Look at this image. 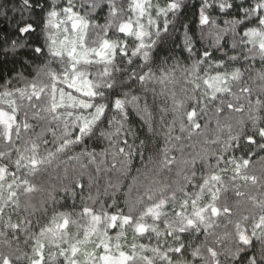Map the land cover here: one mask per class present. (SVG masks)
<instances>
[{"label":"clouds","instance_id":"obj_1","mask_svg":"<svg viewBox=\"0 0 264 264\" xmlns=\"http://www.w3.org/2000/svg\"><path fill=\"white\" fill-rule=\"evenodd\" d=\"M53 2L60 11L66 0H29L27 9L24 0H0V79L5 84L19 75L30 79L39 64L62 66L48 51L47 33L54 30L44 27ZM109 2L72 0V6L90 24L103 26ZM175 2V10L158 13L169 0H152V24L145 18L152 32L150 59L129 64L117 58L120 71L109 81L112 87L97 90L89 100L92 109L75 110L91 118L95 106H103L90 132L81 136L71 120L65 132L34 116L26 104L21 107L20 122L27 112L30 128H21L11 143L0 139V167L7 169L0 178V264L5 257L10 264H29L40 244L45 264H63L57 245L66 247L93 229L101 235L109 223L105 214L131 215L145 225L141 234L128 226L121 243L143 245L151 264H264V51L253 50L264 43V34L247 47L242 39L245 27L264 33L256 19L264 8L251 11L264 0H224L225 11L209 9L205 25L198 17L201 0ZM114 3L126 10V0ZM240 8L246 14L238 16ZM21 18L34 29L23 37L24 46L13 50L12 41L21 39L16 33ZM210 33H218L219 42ZM118 34L114 24L109 35L116 39ZM99 35V29L90 30L89 43ZM205 49L211 55L201 56ZM233 69H239V79L211 99L215 85L210 89L205 79L211 82L218 70ZM149 72L141 82L139 76ZM133 96L138 100L127 103ZM117 97L126 102L123 112L110 106ZM153 205H159L158 215H147Z\"/></svg>","mask_w":264,"mask_h":264},{"label":"snow or ice","instance_id":"obj_2","mask_svg":"<svg viewBox=\"0 0 264 264\" xmlns=\"http://www.w3.org/2000/svg\"><path fill=\"white\" fill-rule=\"evenodd\" d=\"M25 9L31 5L29 0H24ZM126 10L118 9L115 6L114 0L109 2V18L105 25H93L89 20L78 13L72 6V0H66L65 6L58 11L60 6L56 3L49 5V10L46 13L44 27L54 30L47 33L48 51L54 58H59L62 66L59 70L53 69L51 63H43L36 66L31 78H26L19 75L18 81L5 82L0 85V139L8 142L13 141V137L19 139L21 128L27 131L30 125L27 121V112L23 124L20 122V110L25 104L32 110V114L37 118L47 119L50 123H55L58 126H63L65 132L69 126V120L72 121V126L77 127L80 135H84L91 131L96 119L103 115V106L96 105L93 116L87 117L79 115L78 109H92L93 105L89 102L91 98L97 95V90L101 88H111L109 83L114 77V73L120 69L115 67L117 58L124 60L127 58V63L131 64L134 59H139L147 62L150 59L148 48L151 46L149 38L152 32L145 27V18L147 17L148 24H152V18L149 15L152 9V0H127ZM95 2L89 7H95ZM234 5L228 4L227 8H232ZM224 0H216L215 3L209 4L207 0H201L198 8L199 23L205 25L209 23L208 10L224 12ZM177 8L175 0H169L167 9L157 8V12L167 13ZM264 8V3L257 4L251 11L261 12ZM126 13V14H125ZM130 13V14H129ZM240 13H245L243 8L239 9ZM23 17V13H21ZM118 17H121L118 19ZM256 19L259 25H264V13L257 16ZM115 24L118 33V38L112 39L109 35L113 25ZM166 27V25H165ZM243 27V25H242ZM34 25L31 21H25L23 18L16 24V33L21 38L19 41H12V49L15 50L18 46L23 47V37L31 35ZM99 29L103 35H99L98 39L89 43L90 30ZM156 34H159L157 29ZM264 34L259 28L245 27L242 39L247 41L245 47L252 45L253 41L258 40ZM217 42L221 39L218 33H210ZM237 46L236 42H232V47ZM259 48L264 51V43L253 45V50ZM186 49L191 51V44L186 43ZM35 52L42 51L36 48ZM211 55L207 49L201 53V56L207 57ZM235 60L236 57H231ZM66 61V62H65ZM203 62V61H202ZM220 68V63H217V69ZM99 69V70H98ZM135 75V73H133ZM151 73H144L139 76V80L143 82L150 77ZM239 69L231 71H217L212 81L205 79L204 83L211 89L215 85V92L212 93L211 99H215L217 93L229 91L225 87L231 80L239 79ZM165 74H161V79H165ZM264 78V76H262ZM22 85V86H21ZM242 91H247L243 89ZM115 95V94H114ZM138 97L133 96L127 103H134ZM125 101L116 98L110 105L112 108L123 112ZM229 110H233V105L229 104ZM239 111L240 109H235ZM195 117V112L188 113V119L192 120ZM194 128L199 127L198 124L193 125ZM260 135L264 136V128L260 129ZM80 136H77V140ZM254 141L253 137H249V143ZM67 142V141H66ZM35 144L33 148H35ZM121 148L120 152L123 153ZM20 161L18 160L17 163ZM35 166L36 161H31ZM247 165L248 161L245 160ZM239 169L240 165H236ZM7 169L0 167V178L4 177ZM159 205H153L146 209V214L150 216L158 215ZM89 209L85 208L84 213L88 214ZM217 209L212 208V213L216 214ZM105 218L109 221L107 228L116 230V235L113 237L108 233L107 228L101 235H96V229H93L90 234L77 236L76 240L69 243L66 247H59V255L65 257L63 264H151L150 257L144 252V246L139 247L135 243L122 244L121 241L125 238V230L132 225L135 234H141L145 231L143 223L134 222L131 215L112 214ZM93 220L99 221L100 217L93 215ZM67 223V221H65ZM191 223V221H189ZM117 228L120 231H117ZM95 236V239H93ZM91 245V247H89ZM44 245L40 244L35 248L34 257L30 259L29 264H45L43 252ZM103 249V253H98L97 249ZM176 252L181 249L177 248ZM79 257V258H78ZM3 264H10L9 258L5 257Z\"/></svg>","mask_w":264,"mask_h":264},{"label":"trees","instance_id":"obj_3","mask_svg":"<svg viewBox=\"0 0 264 264\" xmlns=\"http://www.w3.org/2000/svg\"><path fill=\"white\" fill-rule=\"evenodd\" d=\"M19 2V0H17V3ZM126 3H127V0H126ZM0 11H3L2 9H0ZM130 14V13H129ZM24 15H26V13H24ZM19 16H20V13H17V18H19ZM118 35H120V34H118ZM9 75H11V73L9 74ZM4 83V80H2V79H0V85H2ZM22 86V85H21ZM115 233H116V230H111L110 231V235H112V236H114L115 235ZM125 243H129L128 241H125ZM98 253H103V250L102 249H97L96 250Z\"/></svg>","mask_w":264,"mask_h":264},{"label":"rangeland","instance_id":"obj_4","mask_svg":"<svg viewBox=\"0 0 264 264\" xmlns=\"http://www.w3.org/2000/svg\"><path fill=\"white\" fill-rule=\"evenodd\" d=\"M102 249V248H101ZM103 250V249H102Z\"/></svg>","mask_w":264,"mask_h":264}]
</instances>
